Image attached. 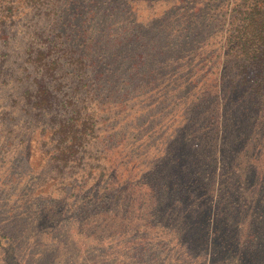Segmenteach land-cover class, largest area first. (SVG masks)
Returning a JSON list of instances; mask_svg holds the SVG:
<instances>
[{
	"label": "rangeland",
	"instance_id": "374dc122",
	"mask_svg": "<svg viewBox=\"0 0 264 264\" xmlns=\"http://www.w3.org/2000/svg\"><path fill=\"white\" fill-rule=\"evenodd\" d=\"M237 1L0 0V264H264Z\"/></svg>",
	"mask_w": 264,
	"mask_h": 264
},
{
	"label": "trees",
	"instance_id": "16d2710c",
	"mask_svg": "<svg viewBox=\"0 0 264 264\" xmlns=\"http://www.w3.org/2000/svg\"><path fill=\"white\" fill-rule=\"evenodd\" d=\"M227 42L230 61L236 68L243 92L255 100L254 106L264 107V0H238ZM41 61L45 59L40 54ZM62 62L54 60L48 70H60ZM231 74V69L229 70ZM230 80V79H229ZM232 80V79H231ZM50 97V95H49ZM252 105V106H253Z\"/></svg>",
	"mask_w": 264,
	"mask_h": 264
}]
</instances>
